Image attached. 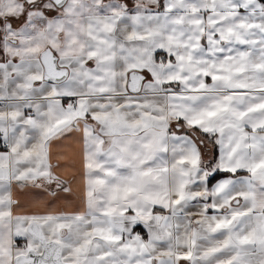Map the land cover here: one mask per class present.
<instances>
[{
  "label": "snow or ice",
  "instance_id": "obj_1",
  "mask_svg": "<svg viewBox=\"0 0 264 264\" xmlns=\"http://www.w3.org/2000/svg\"><path fill=\"white\" fill-rule=\"evenodd\" d=\"M0 148V264H264V0H0Z\"/></svg>",
  "mask_w": 264,
  "mask_h": 264
},
{
  "label": "crops",
  "instance_id": "obj_2",
  "mask_svg": "<svg viewBox=\"0 0 264 264\" xmlns=\"http://www.w3.org/2000/svg\"><path fill=\"white\" fill-rule=\"evenodd\" d=\"M0 150H3L2 148H0ZM53 162L55 163V160H53ZM63 163V161H61ZM57 174L65 176L67 178V176H71L72 173H70V171H64V170H60L57 169ZM221 177H219L218 179H220ZM215 183V181L213 182ZM78 186H79V181H77L76 183L73 184V190L74 192L77 193L76 196H66L65 193L62 192H56L55 195H50L46 192H41V191H34L32 196L30 197H22L21 199H32L33 197H35L36 199L41 200L49 210L52 211H72L75 207H77L79 205V200H78ZM54 188V186H53ZM69 202H71V206H69ZM27 211H32L34 210L31 207H28L26 209ZM44 209L41 208V211H43ZM137 231H141L142 234L143 230H142V226H138Z\"/></svg>",
  "mask_w": 264,
  "mask_h": 264
},
{
  "label": "trees",
  "instance_id": "obj_3",
  "mask_svg": "<svg viewBox=\"0 0 264 264\" xmlns=\"http://www.w3.org/2000/svg\"><path fill=\"white\" fill-rule=\"evenodd\" d=\"M219 177H217L216 179H218ZM214 182V181H213Z\"/></svg>",
  "mask_w": 264,
  "mask_h": 264
}]
</instances>
